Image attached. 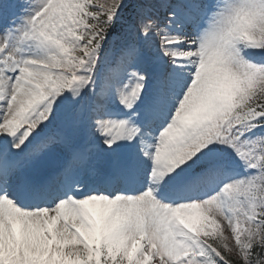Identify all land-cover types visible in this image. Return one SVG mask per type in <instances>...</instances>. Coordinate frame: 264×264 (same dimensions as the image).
I'll use <instances>...</instances> for the list:
<instances>
[{
    "label": "snow or ice",
    "instance_id": "snow-or-ice-1",
    "mask_svg": "<svg viewBox=\"0 0 264 264\" xmlns=\"http://www.w3.org/2000/svg\"><path fill=\"white\" fill-rule=\"evenodd\" d=\"M128 6L0 2V264H264V0Z\"/></svg>",
    "mask_w": 264,
    "mask_h": 264
},
{
    "label": "rangeland",
    "instance_id": "rangeland-1",
    "mask_svg": "<svg viewBox=\"0 0 264 264\" xmlns=\"http://www.w3.org/2000/svg\"><path fill=\"white\" fill-rule=\"evenodd\" d=\"M224 235L230 236V230L225 231ZM230 243L234 245L235 242H234V240H230Z\"/></svg>",
    "mask_w": 264,
    "mask_h": 264
}]
</instances>
